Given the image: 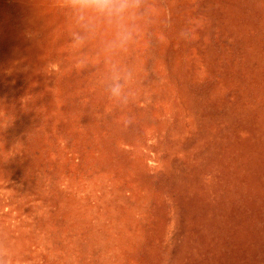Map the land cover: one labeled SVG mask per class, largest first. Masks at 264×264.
Returning a JSON list of instances; mask_svg holds the SVG:
<instances>
[{"label": "rangeland", "instance_id": "obj_1", "mask_svg": "<svg viewBox=\"0 0 264 264\" xmlns=\"http://www.w3.org/2000/svg\"><path fill=\"white\" fill-rule=\"evenodd\" d=\"M150 5L172 27L115 58L138 72L121 111L111 29L78 44L57 0H0V228L19 264H264V0Z\"/></svg>", "mask_w": 264, "mask_h": 264}, {"label": "clouds", "instance_id": "obj_2", "mask_svg": "<svg viewBox=\"0 0 264 264\" xmlns=\"http://www.w3.org/2000/svg\"><path fill=\"white\" fill-rule=\"evenodd\" d=\"M57 6L67 10L77 25V31L71 39L83 44L95 35L101 26L112 31V38L105 43L104 63L107 75L103 82V90L108 100L121 111L128 109L136 99L135 85L138 72L135 65H122L115 58L127 53L140 43V36L148 26L160 24L172 27L171 19L162 20L153 12L154 5L150 0H57ZM151 35V31L147 33ZM183 42L192 39L187 26L177 32ZM131 117L125 123L130 124ZM0 264H19L6 232L0 228Z\"/></svg>", "mask_w": 264, "mask_h": 264}]
</instances>
